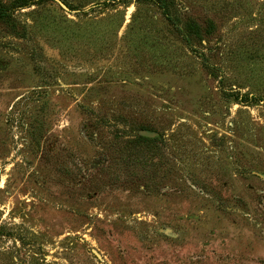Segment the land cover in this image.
Masks as SVG:
<instances>
[{"label": "rangeland", "instance_id": "obj_1", "mask_svg": "<svg viewBox=\"0 0 264 264\" xmlns=\"http://www.w3.org/2000/svg\"><path fill=\"white\" fill-rule=\"evenodd\" d=\"M167 4L0 0V264H264V0Z\"/></svg>", "mask_w": 264, "mask_h": 264}, {"label": "trees", "instance_id": "obj_2", "mask_svg": "<svg viewBox=\"0 0 264 264\" xmlns=\"http://www.w3.org/2000/svg\"><path fill=\"white\" fill-rule=\"evenodd\" d=\"M156 3L163 16L172 26L175 34L181 38V40L188 46V48L192 49L193 38L190 36V33L198 34V31L195 30L193 23L186 22L184 24H181L180 21L170 12L168 8L167 0H156ZM0 15L1 16L6 15V11L2 9L0 11ZM200 58L202 65L207 69H209L210 71H212L213 67L215 66L210 64L202 54L200 55ZM137 138L139 140H145V141L151 140L140 134H137Z\"/></svg>", "mask_w": 264, "mask_h": 264}, {"label": "water", "instance_id": "obj_3", "mask_svg": "<svg viewBox=\"0 0 264 264\" xmlns=\"http://www.w3.org/2000/svg\"><path fill=\"white\" fill-rule=\"evenodd\" d=\"M139 134L145 137H154L157 135V132L143 129L139 131Z\"/></svg>", "mask_w": 264, "mask_h": 264}]
</instances>
